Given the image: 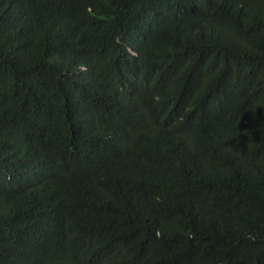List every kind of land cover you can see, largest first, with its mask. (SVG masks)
I'll return each instance as SVG.
<instances>
[{
	"label": "trees",
	"instance_id": "1",
	"mask_svg": "<svg viewBox=\"0 0 264 264\" xmlns=\"http://www.w3.org/2000/svg\"><path fill=\"white\" fill-rule=\"evenodd\" d=\"M0 264H264V0H0Z\"/></svg>",
	"mask_w": 264,
	"mask_h": 264
}]
</instances>
